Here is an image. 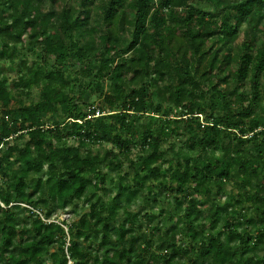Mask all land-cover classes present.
<instances>
[{
	"label": "trees",
	"instance_id": "16d2710c",
	"mask_svg": "<svg viewBox=\"0 0 264 264\" xmlns=\"http://www.w3.org/2000/svg\"><path fill=\"white\" fill-rule=\"evenodd\" d=\"M0 264H264V0H0Z\"/></svg>",
	"mask_w": 264,
	"mask_h": 264
},
{
	"label": "rangeland",
	"instance_id": "374dc122",
	"mask_svg": "<svg viewBox=\"0 0 264 264\" xmlns=\"http://www.w3.org/2000/svg\"><path fill=\"white\" fill-rule=\"evenodd\" d=\"M241 37L236 41V43H235V46H237L240 42H241ZM35 93V92H34ZM35 96H36V93H35ZM95 149V151H100V147H95L94 148ZM142 203L143 202H141V201H137V202H134L132 205H131V209L133 210V211H136V210H139L141 207H142ZM146 211H150L149 209L148 210H146ZM60 217H59V219L60 220H70V218H69V215H68V213L67 212H63L62 214H60L59 215Z\"/></svg>",
	"mask_w": 264,
	"mask_h": 264
},
{
	"label": "built area",
	"instance_id": "2783aa9c",
	"mask_svg": "<svg viewBox=\"0 0 264 264\" xmlns=\"http://www.w3.org/2000/svg\"><path fill=\"white\" fill-rule=\"evenodd\" d=\"M23 207H25V208H29L28 206H26V205H22ZM30 209V208H29ZM34 213H36V215L37 216H39L40 218H41V220H43V221H45V219L43 218V216L41 215V213L39 212V211H33Z\"/></svg>",
	"mask_w": 264,
	"mask_h": 264
}]
</instances>
